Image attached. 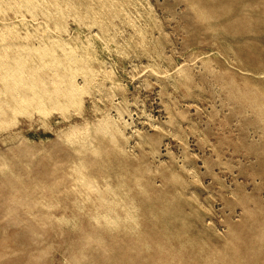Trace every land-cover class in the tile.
Returning <instances> with one entry per match:
<instances>
[{
    "label": "rangeland",
    "instance_id": "rangeland-1",
    "mask_svg": "<svg viewBox=\"0 0 264 264\" xmlns=\"http://www.w3.org/2000/svg\"><path fill=\"white\" fill-rule=\"evenodd\" d=\"M12 1L0 264H75L96 227L107 251L81 264H264V0ZM83 156L88 183L72 188Z\"/></svg>",
    "mask_w": 264,
    "mask_h": 264
},
{
    "label": "bare ground",
    "instance_id": "bare-ground-1",
    "mask_svg": "<svg viewBox=\"0 0 264 264\" xmlns=\"http://www.w3.org/2000/svg\"><path fill=\"white\" fill-rule=\"evenodd\" d=\"M7 1H8V0H7ZM11 1H12V0H11ZM24 1H25V0H24ZM40 1H42V3H43V0H40ZM52 1L54 2V0H52ZM52 1H51V3H52ZM58 1H59V0H58ZM70 1H71V0H70ZM70 1H68V2H70ZM12 2H13V1H12ZM19 2H20V1H19ZM25 2H26V1H25ZM34 2H35V0H34ZM37 2H38V1H37ZM44 2H45V1H44ZM49 2H50V1H49ZM72 2H73V1H72ZM16 3H17V2H16ZM16 3H15V4H16ZM22 3H23V2H22ZM22 3H20V4H22ZM31 3H32V1H31ZM57 3H58V2H57ZM1 4H2V3H1ZM9 4H10V3H9ZM20 4H17V5H20ZM27 4H28V3H27ZM32 4H33V3H32ZM40 4H41V3H40ZM61 4H62V3H61ZM65 4H66V3H65ZM70 4H72V3H70ZM11 5H12V4H10V6H11ZM23 5H24V4H23ZM30 5H31V4H30ZM35 5H37V7L39 6L37 3H36ZM35 5L33 4V6H35ZM44 5H45V4H44ZM46 5H47V3H46ZM46 5H45V6H46ZM4 6H6V5H4ZM13 6H14V5H13ZM33 6H32V7H33ZM47 6H48V5H47ZM67 6H68V5H67ZM67 6H66V7H67ZM7 7H8V6H7ZM16 7H17V6H16ZM22 7H23V6H22ZM24 7H26V6H24ZM37 7H36V8H37ZM48 7H49V6H48ZM57 7H58V6H57ZM57 7H56V8H57ZM69 7H70V6H68L67 8H69ZM28 8H29V6H28ZM33 8H35V7H33ZM33 8H32V11L34 10ZM41 8H43V7H41ZM9 9H10V8H9ZM14 9H15V8H14ZM29 9H30V10H29ZM29 9H27V12L31 11V8H29ZM46 9L49 10L47 7H46ZM54 9H55V8H54ZM63 9H64V8H63ZM65 9H66V8H65ZM5 10H7L6 7H5ZM19 10H22V9L19 7V9H18L17 11H19ZM28 10H29V11H28ZM38 10H39V9H38ZM38 10H37V11H38ZM56 10H57V9H56ZM69 10H71V9H69ZM0 11H2V10L0 9ZM24 11H25V10H24ZM32 11H31V12H32ZM39 11H40V10H39ZM52 11H53V10H52ZM59 11H60V10H59ZM59 11H58V13L61 14ZM67 11H68V10H67ZM31 12H29V13L31 14ZM35 12H36V10H35ZM43 12H44V11H41V13H43ZM46 12H47V11H46ZM64 12H65V10H64ZM70 12H72V10H71ZM70 12H68L67 15L70 14ZM78 12H79V11H78ZM18 13H19V12H18ZM20 13H22V12H20ZM36 13H37V12H36ZM65 13H66V12H65ZM0 14H1V13H0ZM3 14H4V13H3ZM22 14H24V13H22ZM32 14H33V13H32ZM32 14H31V15H32ZM38 14H39V13H38ZM47 14H48V12H47ZM54 14H55V13H54ZM56 14H57V12H56ZM5 15H6V14H5ZM13 15H14V14H13ZM40 15H41V14H40ZM43 15H46L45 12H44ZM57 15H58V14H57ZM57 15H56V16H57ZM63 15H65V14H64V13L61 14L60 17H62ZM74 15H75V17H76V14H74ZM33 16H34V15H33ZM48 16L50 17V14H49ZM48 16H47V18H48ZM58 16H59V15H58ZM81 16H82V14H81ZM0 17H1V16H0ZM5 17H6V16H5ZM7 17H8V16H7ZM13 17H14V16H13ZM26 17H27V16H26ZM37 17H39V16H37ZM51 17H53V15H51ZM67 17H68V16H67ZM72 17H73V16H72ZM79 17H80V16H79ZM79 17H76V18H79ZM18 18H19V17H18ZM31 18H32V17H31ZM33 18H34V17H33ZM53 18H54V17H53ZM53 18H52V19H53ZM63 18H65V16H64ZM68 18H69V17H68ZM73 18H74V17H73ZM80 18H81V17H80ZM12 19H13V18H12ZM34 19H35V18H34ZM43 19H44V18H43ZM54 19L56 20V18H54ZM59 19H60V18H59ZM61 19H62V18H61ZM65 19H67V18H65ZM13 20H14V19H13ZM49 20H50V19H49ZM55 20H54V21H55ZM57 20H58V19H57ZM57 20H56V22H57ZM75 20H76V19H75ZM4 21H5V20H4ZM34 21H35V20H34ZM66 21H67V20H66ZM78 21L80 22V19H79ZM78 21H77V22H78ZM207 21H208V20H207ZM27 22H28V21H27ZM46 22H47V21H46ZM58 22H59V21H58ZM62 22H63V21H62ZM72 22H73V21H72ZM12 23H13V22H12ZM16 23H17V22H16ZM30 23H32V22H30ZM65 23H66V22H65ZM5 24H6V23H5ZM7 24H9V23H7ZM18 24H19V23H18ZM18 24H17V25H18ZM36 24H37V23H36ZM39 24H40V23H39ZM41 24H42V23H41ZM79 24H80V23H79ZM0 25H1V24H0ZM12 25H14V24H12ZM32 25H33V24H32ZM37 25H38V24H37ZM37 25H35V26L38 27ZM66 25H67V24H65V27H66ZM81 25H82V24H81ZM4 26H5V25H4ZM14 26H15V25H14ZM14 26H12V27H14ZM19 26H20V25H19ZM48 26H49V25H48ZM50 26H51V25H50ZM26 27H27V26H26ZM33 27H34V26H33ZM36 27H35V28H36ZM55 27H56V26H55ZM55 27H54V28H55ZM59 27H60V26L58 25V28H59ZM8 28H10V27H8ZM14 28H15V27H14ZM17 28H18V27H17ZM27 28H28V27H27ZM68 28H70V27H68ZM68 28H67V29H68ZM28 29H29V28H28ZM36 29H37V28H36ZM39 29H40V28H38V30H39ZM43 29H45V28H43ZM56 29H57V28H56ZM61 29H62V28H60V30H61ZM63 29H65V28H63ZM3 30H4V29H3ZM11 30H12V29H11ZM23 30H24V29H23ZM33 30H34V29H33ZM52 30H53V29H52ZM58 30H59V29H58ZM68 30H69V29H68ZM64 31H66V30H64ZM64 31H62V32H64ZM70 31H71V30H70ZM19 32H20V31H19ZM34 32H35V30H34ZM40 32H42V30H41ZM67 32H68V31H67ZM13 33H14V32H13ZM15 33H16V32H15ZM32 33H33V32H32ZM1 34H3V33H1ZM4 34L6 35L5 31H4ZM7 34H8V31H7ZM18 34H19V33H18ZM20 34H21V33H20ZM36 34H37V32H35V35H36ZM38 34H39V33H38ZM40 34H41V33H40ZM30 35H31V34H30ZM49 35H50V34H49ZM49 35H48V36H49ZM53 35H54V33H53ZM15 36H16V35H15ZM15 36H14V37H15ZM19 36H20V35H19ZM24 36H25V35H24ZM37 36H39V35H36L35 37H37ZM51 36H52V35H51ZM2 37H3V35H2ZM6 37H7V35H6ZM16 37H17V36H16ZM25 37H26V36H25ZM39 37H40V36H39ZM3 38L6 39L5 36H4ZM3 38H2V39H3ZM18 38H19V37H18ZM40 38H42V37H40ZM71 38H72V37H71ZM4 39H3V40H4ZM9 39H10V35H9ZM15 39H16V38H15ZM32 39H33V38H32ZM43 39H44V38H43ZM48 39H49V38H48ZM51 39H52V38H51ZM51 39H50V40H51ZM55 39H56V38H54V40H55ZM62 39H64V38H61V39L59 38V40H62ZM25 40H26V39H25ZM39 40H40V39H39ZM50 40H49V42H50ZM52 40H53V39H52ZM59 40H58V41H59ZM66 40H67V39H66ZM6 41H7V40H6ZM69 41H70V40H69ZM2 42H3V41H2ZM4 42H5V41H4ZM11 42H12V41H11ZM16 42H17V41H16ZM38 42H39V41H38ZM43 42H44V40H43ZM49 42H48V43H49ZM52 42H53V41H52ZM52 42H51V44L54 45V42H53V43H52ZM62 42L64 43L65 41L63 40ZM13 43H14V42H13ZM60 43H61V42H60ZM1 44L4 45L3 43H1ZM38 44H39V43H38ZM42 44H43V43H42ZM55 44H57V43H55ZM64 44H65V43H64ZM67 44H68V43H67ZM70 44H71V42H70ZM72 44H73V43H72ZM74 44H75V43H74ZM2 45H1V46H2ZM39 45H40V44H39ZM44 45H45V43H44ZM58 45L60 46V45H63V44H62V43H61V44L58 43ZM40 46H41V45H40ZM45 46H46V45H45ZM45 46H44V47H45ZM49 46H50V44H49ZM44 47H43V48H44ZM50 47H52V45H51ZM64 47H65V45L62 46V49H64ZM71 47H72V46H71ZM71 47H70V50L72 49ZM2 48H3V47H2ZM6 48H7V47H6ZM29 48H30V47H29ZM32 48H33V47H32ZM37 48H38V47H37ZM41 48H42V46H41ZM45 48H46V47H45ZM53 48H54V47H53ZM53 48H52V49H53ZM58 48H59V47H58ZM8 49H9V48H8ZM11 49H12V48H11ZM52 49H51V50H52ZM65 49H66V47H65ZM73 49H75V48H73ZM73 49H72L71 51H74ZM38 50H40V49L38 48ZM38 50H36V51H38ZM41 50H42V49H41ZM41 50L38 51L40 54H41V52H42L41 57L43 56L42 58H46V57H44V55H43L45 50H44V49H43L44 51H41ZM46 50H47V49H46ZM48 50H50V48H48ZM54 50H55V52H56L57 49H54ZM70 50H69V51H70ZM1 51H3V50H1ZM5 51L7 52V54H9L7 50H4L3 52H5ZM13 51H14V50H13ZM17 51H18V50H17ZM30 51H31V50H30ZM36 51H35V52H36ZM66 51H67V49H66ZM66 51H65V52H66ZM14 52H15V51H14ZM33 52H34V51H33ZM33 52H32V53H33ZM38 52H37V53H38ZM53 52H54V51H53ZM57 52H58V51H57ZM60 52H61V51H60ZM65 52H61V53H64L63 55L66 56V55H65ZM77 52H78V51H77ZM21 53H22V52H21V50H20V54H21ZM37 53H36V54H37ZM46 53H47V52H46ZM49 53H50V51L48 52V54H49ZM51 53H52V51H51ZM68 53L70 54V52H68ZM22 54H23V53H22ZM22 54H21V55H22ZM33 54H34V53H33ZM48 54H47V56H48ZM55 54L57 55V53H55ZM66 54H67V52H66ZM78 54H79V53H78ZM5 55H6V54H5ZM52 55H54V53H52ZM56 55H55V56H56ZM60 55H62V54H60ZM72 55H74V53H73ZM72 55H71V56H72ZM3 56H4V55H3ZM22 56H24V55H22ZM26 56H27V55H26ZM33 56H34V55H33ZM45 56H46V55H45ZM58 56H59V55H58ZM78 56H80V55H78ZM34 57H35V56H34ZM48 57H49V56H48ZM50 57H51V56H50ZM50 57H49V58H50ZM66 57H67V56H66ZM75 57H76V52H75ZM6 58H8L7 55H6ZM20 58H21V57H20ZM23 58H24V57H23ZM53 58L55 59V57H53ZM56 58H60V57H56ZM68 58H69V57H68ZM78 58H79V57H78ZM4 59H5V58H4ZM8 59H10V57H9ZM27 59H28V57H27ZM31 59H32V58H31ZM31 59H30V61H31ZM36 59H37V58H36ZM70 59H72V58H70ZM76 59H77V58H76ZM0 60H1V59H0ZM25 60H26V58H25ZM37 60H38V59H37ZM73 60H74V58H73ZM5 61H7V59H6ZM22 61H23V59H22ZM26 61H27V60H26ZM38 61H40V60H38ZM55 61H56V60H55ZM55 61H54V62H55ZM0 62H1V61H0ZM7 62H9V61H7ZM7 62H6V63H7ZM12 62H13V61H12ZM44 62H45V61H44ZM73 62H74V61H73ZM15 63H16V62H15ZM27 63H28V62H27ZM30 63H31V62H30ZM34 63H35V62H34ZM34 63H32V64H34ZM58 63H59V62H58ZM4 64H5V63H4ZM4 64H3V65H4ZM7 64H9V63H7ZM19 64H21V63H19ZM24 64H25V63H24ZM40 64H41V65H42V64L44 65V63H41V62H40ZM51 64H53V63H51ZM51 64H48V66L51 65ZM10 65H11V63H10ZM26 65H27V64H26ZM34 65H35V64H34ZM43 65H42V66H43ZM45 65H46V64H45ZM55 65H56V63H55ZM57 65H58V64H57ZM57 65H56V66H57ZM59 65H60V64H59ZM36 66H39V65H36ZM4 67H6V66L4 65ZM20 67H21V65H20ZM23 67H24V66H23ZM23 67H21V68L23 69ZM26 67H27V66H26ZM34 67H35V66H34ZM57 67H58V66H57ZM62 67H64V66H62ZM62 67L60 66L59 68H61V70H62ZM0 68H1V64H0ZM7 68H8V67H7ZM24 68H25V67H24ZM39 68H40V67H39ZM47 68H48V67H47ZM4 69H5V68H4ZM4 69H3V70H4ZM26 69H27V68H26ZM26 69H25V70H26ZM35 69H36V68H35ZM41 69H42V68H40V70H41ZM3 70H2V71H3ZM7 70L10 71L11 68H10V70H9V69H7ZM23 70H24V69H23ZM25 70H24V71H25ZM37 70H39L38 67H37ZM40 70H39V71H40ZM42 70H43V69H42ZM45 70H46V69H45ZM49 70H50V69H49ZM81 70H82V69H81ZM11 71H12V70H11ZM21 71H22V70H21ZM21 71H20V72H21ZM34 71H35V70H34ZM39 71H36V73L39 72ZM4 72H6V71H4ZM14 72H15V71H14ZM40 72H41V71H40ZM6 73H7V72H6ZM6 73H5V74H6ZM18 73H19V72H18ZM21 73H22V72H21ZM36 73H35V74H36ZM0 74H2V73L0 72ZM23 74H24V73H22L21 76H22ZM25 74H26V73H25ZM37 74H38V73H37ZM11 75H12V73H11ZM26 75H27V74H26ZM33 75H34V74H33ZM0 76H1V75H0ZM7 76H8V75H7ZM23 76H24V75H23ZM4 77H5V76H4ZM27 77H28V75H27ZM31 77H32V76H31ZM35 77H36V76H35ZM35 77H34V78H35ZM6 78H7V77H6ZM8 78H9V77H8ZM12 78H13V77H12ZM23 78H24V77H23ZM28 78H29V77H28ZM28 78H27V81H28ZM1 79H2V76H1ZM25 79H26V76H25ZM25 79H23V80H25ZM29 79H30V78H29ZM3 80H4V79H3ZM12 80H13V79H12ZM23 80H22V81H23ZM0 81H1V80H0ZM4 81H5V80H4ZM52 81H53V80H52ZM60 81H61V80H60ZM62 81H64V80H62ZM62 81H61V82H62ZM9 82H10V81H9ZM15 82H16V81H15ZM30 82H31V81H30ZM17 83H18V82H17ZM19 83H20V82H19ZM19 83H18V84H19ZM63 83H66V82L64 81ZM67 83H69V82H67ZM4 84H5V83H4ZM51 84H52V83H51ZM85 84H86V83H85ZM1 85H2V86H5V85H3V84H1ZM24 85H25V84H23V86H24ZM31 85H32V84H31ZM54 85H56V84H54ZM67 85H68V84H67ZM32 86H33V85H32ZM32 86H31V87H32ZM77 86H78V85H77ZM35 87H36V86H35ZM47 87H48V86H47ZM51 87H52V86H51ZM36 89H37V87H36ZM66 89H67V88H66ZM39 90H40V89H39ZM47 90H49V89H47ZM51 90H52V88H51ZM37 91H38V89H37ZM32 92H33V91H32ZM59 92H60V91H59ZM67 92H68V91H67ZM69 92H71V91L69 90ZM69 92H68V93H69ZM42 93H43V92H42ZM71 93H72V92H71ZM73 93H74V92H73ZM78 93H79V92H78ZM46 94H47V93H46ZM46 94H45V95H46ZM48 94H49V93H48ZM48 94H47V95H48ZM34 95H35V94H34ZM39 95H40V94H39ZM45 95H44V96H45ZM47 95H46V98H47ZM71 95H72V94H71ZM40 96H41V95H40ZM40 96H37V98L39 97L38 100L40 99V101H41V100L43 101L44 99H41ZM63 96H64V95H63ZM68 96H70V95H68ZM2 97H3V96H2ZM33 97H34V96H33ZM70 97H72V96H70ZM43 98H44V97H43ZM67 99H68V98H67ZM21 100H22V99H21ZM35 100H36V99H35ZM45 100H46V99H45ZM22 101H23V100H22ZM22 101H21V102H22ZM24 101H25V100H24ZM27 101H29V100H27ZM27 101H26V102H27ZM30 101H32V100H30ZM47 101H48V100H47ZM6 102H8V101H6ZM19 102H20V101H19ZM43 102H44V101H43ZM43 102H42V103H43ZM48 102H50V101H48ZM22 103H23V102H22ZM40 103H41V102H40ZM42 103H41V104H42ZM5 104H6V103H5ZM5 104H4V105H5ZM15 104H17V102H15ZM74 105H75V104H74ZM17 106H18V105H17ZM35 106H36V108H38L37 105H35ZM59 106H60V105H59ZM62 106H63V105H62ZM29 107H31V106H29ZM32 107H33V106H32ZM32 107H31V108H32ZM42 108H45V107H42ZM28 109H30V108H28ZM45 109H46V108H45ZM54 110H55V109H54ZM3 111H4V110L2 109V105H0V114H2ZM15 111H16V110H15ZM18 111H19V110H18ZM37 111H38V110H37ZM66 111H67V110H66ZM40 113H41V112H40ZM63 113H64V112H63ZM43 114H44V113H43ZM50 114H51V113H50ZM0 116H1V115H0ZM9 117H10V116H9ZM21 129H22V128H21ZM78 132H80V131L74 130V131L70 132L69 135H72V136H73V135H78ZM82 134H84V132H83ZM85 134H86V132H85ZM88 134H89V133H88ZM82 136H83V135H82ZM89 136H90V135H89ZM70 139H71V138H70ZM70 139H69V140H70ZM70 141H71V140H70ZM87 141H88V140H87ZM75 142H77V141H75ZM84 142H85V141H84ZM64 143H65V142H64ZM82 143H83V142H82ZM80 145H81V144H80ZM87 145H88V144H87ZM73 147H74V146H73ZM80 147H81V146H80ZM84 149H85V148H84ZM90 149H91V148H90ZM36 156H37V155H36ZM1 158H2V157H1ZM3 160H4V158H3ZM7 160H8V159H7ZM35 161H36V160H35ZM3 162H5V161H3ZM0 163H2V162L0 161ZM2 165H4V164H2ZM0 166H1V165H0ZM4 166H8V165H6V163H5ZM87 166H88V164H87V161H86V159H85L84 156H83V157H80V159H79V163H75V164L72 166L73 170L78 174V176H76V178H74L75 180L78 181V183H77V181H76V183H72V184H71L72 188H75V187H76L75 185H80V186H82L81 184H84V183L87 182L86 175L84 174V173H86L85 170H86V167H87ZM0 168H2V167H0ZM110 168H111V167H110ZM122 168H123V167H122ZM8 169L10 170L9 167H8ZM120 169H121V168H120ZM2 170L5 171V169H2ZM11 170H12V169H11ZM11 170H10V171H11ZM6 171H8V170H6ZM0 173H1V172H0ZM4 173H5V172H4ZM117 174H118V173H117ZM1 175H2V173H1ZM56 176H57V175H56ZM122 179H123V178H122ZM92 180H93V179H92ZM92 180H91V181H92ZM109 180H110V179H109ZM94 181H96V180L94 179ZM53 182H55V181H53ZM53 182H52V183H53ZM96 182H97V181H96ZM87 183H88V182H87ZM107 184H108V183H107ZM118 184H119V183H118ZM41 187H42L43 189H49V188H50V186H49L48 184H42ZM101 188H102L103 190H105L106 192L109 191V190L107 189L106 185L101 186ZM90 189H91V192H92L93 189H92V188H90ZM110 189H111V188H110ZM98 190H99V188H98ZM107 190H108V191H107ZM111 190H112V189H111ZM117 191H118V189H117ZM111 192H112V191H111ZM112 194H113V193H112ZM140 195H141V194H140ZM105 197H106V196H105ZM116 198H117V197H116ZM117 199H118V198H117ZM111 200H113V201L115 202V203H114V208H115V206H116V204H117V201H116L115 199H113V198H112ZM136 207H137V206H136ZM133 208H134V206H133ZM129 209H130V208H129ZM135 209H137V208H135ZM131 210H132V209H131ZM131 210H130V211H131ZM133 210H134V209H133ZM133 210H132V211H133ZM138 210H139V209H138ZM138 210H135V211H138ZM163 210H164V208H163ZM161 212H162V211H161ZM130 214H131V212H130ZM133 214H134V213H132L131 215H133ZM127 215H128V214H127ZM102 217L106 219L105 222H108V223H109V227H114L115 225H118V220H117L118 217L115 218V217H112V216H109V215H108V216H102ZM168 217H169V216H168ZM120 218H121V216H120ZM131 218H132V217H131ZM129 219H130V218H129ZM129 219H128V221H129ZM132 219H133V218H132ZM132 219H131V221H133ZM175 219H176V218H175ZM119 221H120V220H119ZM166 221H168L167 218H166ZM172 222H174V221L172 220ZM179 223H180V221H179ZM163 224H164V223H163ZM133 225H134V224H133ZM136 225H137V224H136ZM138 226H139V225H137V227H138ZM166 226H167V225H166ZM170 226H171V225H170ZM137 227H136V228H137ZM139 227H140V226H139ZM44 228H45V227H44ZM114 228H116V227H114ZM167 228H168V227H167ZM167 228H166V229H167ZM168 229H169V228H168ZM168 229H167V230H168ZM180 229H181V227H180ZM135 230H136V229H135ZM102 231H104V229H103L102 227H96L93 231L85 230V231H83L82 233L79 234V238H78V239H79V241H80V244H81V243H84L83 246H82V248L84 249V252H82L83 249H82L81 251L78 250L76 253L73 252L72 257H73V259H74L75 264H81L82 262L85 261L86 257H89V254L87 253V250H88L89 248H90V250H94V249H96V250H100V248H101V250L103 251V253H105V252L107 251V246L105 245V242H104V241H105V238H104L103 235H102ZM170 232H172V230H171ZM136 234H137V233H136ZM137 235H138V234H137ZM37 239H38V238H37ZM66 261H67V260H66ZM93 263H94V262H93Z\"/></svg>",
    "mask_w": 264,
    "mask_h": 264
}]
</instances>
